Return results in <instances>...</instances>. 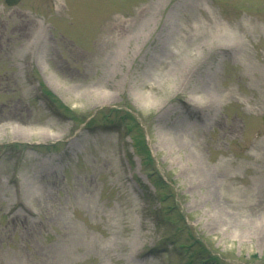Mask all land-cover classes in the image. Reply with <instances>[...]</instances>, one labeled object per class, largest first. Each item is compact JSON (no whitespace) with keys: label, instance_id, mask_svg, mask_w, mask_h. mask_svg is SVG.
<instances>
[{"label":"rangeland","instance_id":"rangeland-1","mask_svg":"<svg viewBox=\"0 0 264 264\" xmlns=\"http://www.w3.org/2000/svg\"><path fill=\"white\" fill-rule=\"evenodd\" d=\"M11 142L0 264H264V0H0Z\"/></svg>","mask_w":264,"mask_h":264},{"label":"water","instance_id":"water-1","mask_svg":"<svg viewBox=\"0 0 264 264\" xmlns=\"http://www.w3.org/2000/svg\"><path fill=\"white\" fill-rule=\"evenodd\" d=\"M21 0H6V2L9 4V5H15L17 3H19Z\"/></svg>","mask_w":264,"mask_h":264},{"label":"trees","instance_id":"trees-1","mask_svg":"<svg viewBox=\"0 0 264 264\" xmlns=\"http://www.w3.org/2000/svg\"><path fill=\"white\" fill-rule=\"evenodd\" d=\"M45 91V90H44ZM46 92V94L47 93H50V92H47V91H45ZM47 95H49V94H47ZM58 110H59V108L57 107V105L55 104V102H54V100H53V103H52ZM142 161H146V157H142ZM151 174H153L152 172H151Z\"/></svg>","mask_w":264,"mask_h":264},{"label":"bare ground","instance_id":"bare-ground-1","mask_svg":"<svg viewBox=\"0 0 264 264\" xmlns=\"http://www.w3.org/2000/svg\"><path fill=\"white\" fill-rule=\"evenodd\" d=\"M23 138V137H22Z\"/></svg>","mask_w":264,"mask_h":264}]
</instances>
